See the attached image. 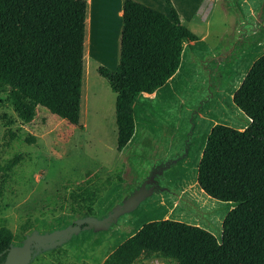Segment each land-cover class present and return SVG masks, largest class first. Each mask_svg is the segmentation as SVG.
Returning <instances> with one entry per match:
<instances>
[{
	"label": "trees",
	"instance_id": "trees-1",
	"mask_svg": "<svg viewBox=\"0 0 264 264\" xmlns=\"http://www.w3.org/2000/svg\"><path fill=\"white\" fill-rule=\"evenodd\" d=\"M164 2L170 16L142 2L124 0L118 64L113 71L98 69L112 79L114 89L113 80L131 93L161 89L180 67L183 37L198 40L182 25L171 1ZM86 6L85 0H0V82L24 77L15 106L23 123H30L40 106L82 127ZM233 102L253 120V129L212 125L196 175L208 195L237 204L222 221V243L201 227L153 220L100 264H137L154 257L168 264H264V54L234 91ZM115 122L116 148L121 151L136 127L126 91L117 92ZM35 140L25 138L28 144ZM89 184L87 179L82 186Z\"/></svg>",
	"mask_w": 264,
	"mask_h": 264
},
{
	"label": "water",
	"instance_id": "water-1",
	"mask_svg": "<svg viewBox=\"0 0 264 264\" xmlns=\"http://www.w3.org/2000/svg\"><path fill=\"white\" fill-rule=\"evenodd\" d=\"M225 1L226 17L208 41L194 46L183 37L168 88L131 93L135 132L105 181L88 192L69 188L59 210L19 216L2 201L13 161L0 165V264H96L160 219L201 227L222 243V221L237 204L201 189L198 165L212 121L253 128L233 93L264 54V0ZM13 95L20 87L0 82V100Z\"/></svg>",
	"mask_w": 264,
	"mask_h": 264
},
{
	"label": "rangeland",
	"instance_id": "rangeland-1",
	"mask_svg": "<svg viewBox=\"0 0 264 264\" xmlns=\"http://www.w3.org/2000/svg\"><path fill=\"white\" fill-rule=\"evenodd\" d=\"M172 1L181 15L182 25L199 38L192 41L194 46L208 41L223 20L224 0H189L185 4L182 0ZM140 2L170 16L164 0ZM196 8L202 9V13L194 19L191 15ZM112 35L94 39L89 54L88 49L85 50L81 128L40 106L36 108L34 119L23 123L15 109L20 97L13 95L11 99L0 100V165L13 161L2 194L3 204L10 212L23 216L59 210L65 204L69 188L88 192L117 169L121 151L116 148L115 99L118 91H126L129 97L131 92L126 85L115 80L117 90L114 89L112 79L98 72L100 67L113 71L118 64L120 42L117 35L114 38ZM24 80L19 76L13 82L20 87ZM172 80L158 92L168 88ZM229 103L232 104L230 100ZM138 117L135 110L136 121ZM217 122L212 121L207 129ZM10 134L14 135L11 137ZM29 136L35 137L33 144L25 141ZM87 179L91 184L82 186ZM103 258L96 264H100ZM137 264L168 263L154 257L142 259Z\"/></svg>",
	"mask_w": 264,
	"mask_h": 264
},
{
	"label": "crops",
	"instance_id": "crops-1",
	"mask_svg": "<svg viewBox=\"0 0 264 264\" xmlns=\"http://www.w3.org/2000/svg\"><path fill=\"white\" fill-rule=\"evenodd\" d=\"M85 1L87 6H86V17H85L84 56L86 54L85 51L86 48L88 49V54H89L93 46L92 44L93 40L100 39L101 35L104 37L105 35L113 34L112 35L113 38L115 37V35H117V41L120 42L124 0H85ZM136 1L140 2L141 0H136ZM170 1L181 21V15L178 12L177 8L175 7V3L172 0ZM182 1L183 4H185L186 1L189 2V0H182ZM224 2L225 5L223 7V20L220 22L216 31L222 25L226 17V1L224 0ZM201 13H202V9L196 8L192 12L191 17L192 18L199 17Z\"/></svg>",
	"mask_w": 264,
	"mask_h": 264
}]
</instances>
